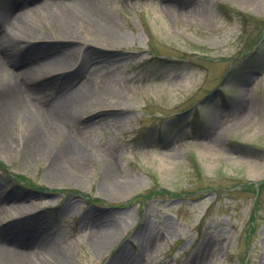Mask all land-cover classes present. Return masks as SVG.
I'll return each mask as SVG.
<instances>
[{
    "label": "rangeland",
    "instance_id": "rangeland-1",
    "mask_svg": "<svg viewBox=\"0 0 264 264\" xmlns=\"http://www.w3.org/2000/svg\"><path fill=\"white\" fill-rule=\"evenodd\" d=\"M91 4L125 37L93 46L102 60L119 55L115 66L80 71L89 50L75 42L68 70L42 91L88 80L77 112L59 114L85 165L79 177L53 176V159L26 156L22 118L9 116L0 246L42 252L44 235L56 264H264V0ZM45 35L34 49L65 43L52 24Z\"/></svg>",
    "mask_w": 264,
    "mask_h": 264
},
{
    "label": "bare ground",
    "instance_id": "bare-ground-1",
    "mask_svg": "<svg viewBox=\"0 0 264 264\" xmlns=\"http://www.w3.org/2000/svg\"><path fill=\"white\" fill-rule=\"evenodd\" d=\"M15 1H0V28L9 25L12 31L4 29L6 35H11L13 31H18L20 35L19 42L0 35V149L4 150L8 146L6 143L11 139L12 126L8 130L7 125L9 116H19L25 127L22 140L26 156L42 153L53 159L50 171L53 176L68 174L79 177L78 172L85 165L87 157L71 144L65 128L68 123L59 114L72 116L77 112L78 105L89 96L86 85L88 80H83L72 88H69L71 84L66 82L70 84L68 88H62L54 96L42 95V91L45 87L54 86L51 80L55 78L52 74L68 70L72 58L69 52L77 48L76 44L84 46L86 43V49L89 50L83 53L77 69L87 70L90 64L87 74H93L91 61L106 63V67L110 68L115 66L113 59L119 57L106 54V59L102 60L96 55H104L105 50L99 49L100 46L98 49L93 46L99 42H106L107 46L117 44L125 37L113 28L111 14L92 5V0L30 1L33 5L26 0ZM50 24L54 37L65 40V43L46 50L34 49L35 40L48 39L45 32L50 28ZM8 61L10 68L6 66ZM21 67L24 68L17 71ZM47 82L51 83L43 87ZM112 114L111 110L105 112L108 117ZM103 159L107 165L112 164L113 159L109 153H105ZM108 177L113 190L121 187L118 182L113 185L114 175L110 171ZM3 214H7L4 209L0 210V217ZM44 237L36 236V246L43 248L42 252L39 250L37 253H29L27 250L31 249V246L26 250L17 251L9 246H0V264L60 263L57 251H53L51 247L52 241L43 239ZM92 237L98 239L94 232Z\"/></svg>",
    "mask_w": 264,
    "mask_h": 264
}]
</instances>
